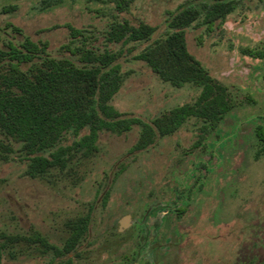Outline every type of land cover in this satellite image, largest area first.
<instances>
[{
    "label": "rangeland",
    "instance_id": "rangeland-1",
    "mask_svg": "<svg viewBox=\"0 0 264 264\" xmlns=\"http://www.w3.org/2000/svg\"><path fill=\"white\" fill-rule=\"evenodd\" d=\"M115 1L0 0L1 35L45 41L50 55L78 64V48L117 54L122 82L111 104L124 117L150 122L193 102L200 86H173L136 54L172 30L168 21L179 8L204 0H129L124 10ZM234 1L222 25L206 31L194 21L184 28L188 52L226 86L233 102L214 128L189 117L140 150L133 148L139 126L121 134L103 130L91 156L76 154L68 169L38 177L26 174L32 154L0 132L10 148L0 146V264H58L65 257L44 252L28 237L39 234L61 246L66 221L87 213V231L68 254L72 264H153V252L156 264H230L246 248L261 253L264 152L255 128L264 125V60L241 49L264 46V0ZM6 5L15 8L1 12ZM125 19L155 30L148 40L108 42L109 23ZM69 25L81 35L72 37ZM74 138L66 131L61 144Z\"/></svg>",
    "mask_w": 264,
    "mask_h": 264
},
{
    "label": "trees",
    "instance_id": "trees-1",
    "mask_svg": "<svg viewBox=\"0 0 264 264\" xmlns=\"http://www.w3.org/2000/svg\"><path fill=\"white\" fill-rule=\"evenodd\" d=\"M116 7L124 10L129 0H116ZM234 0L202 1L199 5L179 8L171 15L168 24L172 28L161 38L154 39L136 54L144 60L160 79L173 86L194 84L201 91L193 102L170 108L155 116L150 122L138 117H124L114 108L111 100L122 82L117 54L95 52L91 48H78L82 64L70 58H56L47 51L45 41H33L24 37L21 41L5 39L0 28V132L21 144L28 154L26 174L38 177L52 169L64 171L78 154L91 156L97 149V139L103 130L116 134L139 126V134L133 145L135 150L146 148L157 135L173 133L189 117L204 121L214 128L233 102L225 85L215 81L187 50L184 28L196 21L206 31L214 25H222L225 17L235 8ZM14 5L3 6L1 12L13 10ZM16 33L21 29L7 23ZM72 37L81 30L69 25ZM155 27L128 20L109 23L105 38L108 42L148 40ZM241 53L264 60V46L244 47ZM86 129V132L79 133ZM66 131L75 138L63 145ZM79 135V136H78ZM255 136L264 152V125L258 124ZM0 146L9 151L7 144ZM43 152L45 154H35ZM89 213L66 221L69 233L61 246L49 243L39 234L28 239L37 242L44 252L54 257H65L58 264H72V253L86 233ZM10 242L18 236L2 235Z\"/></svg>",
    "mask_w": 264,
    "mask_h": 264
},
{
    "label": "flooded vegetation",
    "instance_id": "flooded-vegetation-1",
    "mask_svg": "<svg viewBox=\"0 0 264 264\" xmlns=\"http://www.w3.org/2000/svg\"><path fill=\"white\" fill-rule=\"evenodd\" d=\"M184 209H178V212H183ZM157 221L153 222V232H156L158 229ZM259 247V246H258ZM259 257L258 260L254 261V256ZM157 260V253L153 252V264H156ZM230 264H264V237H263V244H262V251L261 253L252 252L250 249L246 248V251H243L240 256H236L233 263Z\"/></svg>",
    "mask_w": 264,
    "mask_h": 264
}]
</instances>
